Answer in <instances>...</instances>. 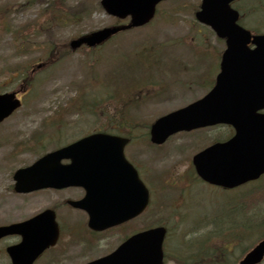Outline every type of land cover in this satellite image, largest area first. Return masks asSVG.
<instances>
[{"label":"rangeland","instance_id":"obj_1","mask_svg":"<svg viewBox=\"0 0 264 264\" xmlns=\"http://www.w3.org/2000/svg\"><path fill=\"white\" fill-rule=\"evenodd\" d=\"M87 1L90 5L85 0H65L64 5L61 0H56L55 7L45 13L44 0H0V92L17 89L21 73L28 74L34 64L46 60L51 41L65 43L82 33L115 23L98 0ZM198 1L168 0L161 4L159 14L149 25L125 31L95 51L81 48L36 72L24 104L0 125V146L3 145L0 148V224L27 219L34 211L51 205L63 213L67 209L63 203L65 192L20 194L13 189V172L17 166L28 164L40 155L39 145L51 148L82 133L111 128L110 119L117 115L132 117L139 125L138 133H144L157 116L183 106L207 91L210 80L203 82L200 75L205 73L210 62L213 66L215 57L211 61L210 56L204 54L218 49L219 45L213 37L210 39V32L195 21ZM75 12H79L77 19L72 14ZM52 15L57 18L51 23V34L38 32L39 36L32 40L29 36L36 33L33 25L43 23L44 17L51 19ZM248 24L264 31V21ZM16 30H20V34L17 35ZM152 71H158V75ZM211 72L213 70L209 68L204 79H209ZM155 76L158 84H151L149 96L137 109H133V105L129 109L123 108L116 96L110 97L111 86L124 88L130 82L155 81ZM58 117L62 122H55ZM55 128H63L61 132L65 134L59 136L62 141L52 138V143L45 144L44 138L51 137ZM225 130V127H213L195 135H185L184 142L195 146L194 139L207 141ZM140 144L147 147L143 141ZM175 145L169 144L167 149L171 151ZM189 147L190 152L194 150ZM146 152L148 168L155 175L176 161L175 156L170 160L163 154L155 160L148 153L152 150ZM253 185L234 191L195 181L188 198L189 213L172 215L161 209L158 211L157 203L153 205L147 213L148 225L165 224L169 228L166 264H193L187 259L192 251L191 237L202 235L199 240H205L210 250H216L235 236L232 233L239 229V224L248 228L255 226L258 232L244 234L224 264H234L241 258L264 237L261 234L264 232V177ZM241 192L243 201L239 199ZM67 216L76 223L74 216ZM79 230L81 232L73 240L77 246L71 247L74 256L65 264H83L102 255L108 249L106 246L117 245L120 236L127 232L117 229L97 239L88 237L81 228ZM52 259L45 256L37 264H53L55 260ZM0 264H10L4 253L0 255Z\"/></svg>","mask_w":264,"mask_h":264},{"label":"water","instance_id":"obj_2","mask_svg":"<svg viewBox=\"0 0 264 264\" xmlns=\"http://www.w3.org/2000/svg\"><path fill=\"white\" fill-rule=\"evenodd\" d=\"M160 0H102L103 7L119 17L131 15V24L142 25L150 20ZM231 0H203L197 16L211 23L220 35L232 41L225 52L222 71L214 88L201 100L159 118L151 128L154 142L161 143L175 131L216 123L231 124L235 134L228 141L216 143L194 157L198 173L207 181L234 187L264 173V114L257 110L264 106V35L256 38L258 47L252 51L243 47L246 34L235 27L237 13L229 6ZM121 27H106L71 41L72 48L81 44L95 45L107 39ZM21 102L16 92L0 94V121L10 115ZM107 140L109 146L117 137L96 134L80 140ZM110 140V141H109ZM77 145V144H75ZM123 147V141L121 148ZM91 152V151H90ZM122 152V150H120ZM58 152L51 153L30 167L15 173V189L27 192L41 187H64L70 183L67 170L52 163ZM51 158V161H50ZM97 159V158H94ZM92 194V192H91ZM146 200V197H145ZM110 199L77 202L90 212V226L103 229L138 213H120L111 206ZM146 203V202H145ZM130 211V210H129ZM21 232L23 240L8 247L13 264H32L37 256L58 235L55 213H40L24 223L0 226V238ZM166 230L162 226L150 228L130 237L112 254L88 264H163V241ZM264 257V239L246 254L240 264H256Z\"/></svg>","mask_w":264,"mask_h":264},{"label":"flooded vegetation","instance_id":"obj_3","mask_svg":"<svg viewBox=\"0 0 264 264\" xmlns=\"http://www.w3.org/2000/svg\"><path fill=\"white\" fill-rule=\"evenodd\" d=\"M3 122L0 124L2 125ZM114 133L123 137L128 138V143L125 147V156L127 160L132 164L135 170L138 173V176L143 181L146 186H149V181L153 182L154 186L151 190L154 194L153 203L158 206V211L165 212V213H189V206H188V198L190 197L191 188L196 181V172L195 168L192 164V157L197 152L196 149L188 150L189 146L194 148V145H186L184 142L185 140V132L179 133L176 136L169 138L164 144L158 145L151 143L150 135L147 133H138V131L134 130H115ZM82 137V136H81ZM142 140H139V139ZM144 142L145 145L148 147L144 148L140 143ZM195 143V141H193ZM169 144H176L172 147V150L169 151L167 149V145ZM1 145V143H0ZM3 146V145H2ZM0 146V148L2 147ZM132 147H135V150H132ZM152 150L153 152H148L152 158L155 160L158 159L159 154H163L164 158L172 159L173 156L176 157L175 163H170L171 166L161 172V174L155 175V173H151V168H148V161L145 160V153L146 151ZM148 159V157H146ZM71 162L70 158H63L62 163L68 164ZM171 162V161H170ZM150 164V163H149ZM113 175H116L117 172L113 171ZM114 184L111 187V194L110 197L114 200L122 199L124 201L129 200L132 198L134 193V188L132 185V181L129 177L120 178L119 181L121 185L117 186L116 181L117 178L114 177ZM125 181V186L123 185ZM41 191H55V192H65L67 193L64 197L63 203L67 207L66 211L63 213L57 206H50V207H43L40 210H36L33 212V215L36 213H40L45 209L51 208L57 214V220L59 222L60 227V236L58 242L55 246H52L45 250L39 258L36 260V264L39 263L42 259L47 257L53 258L55 260L53 264H65L68 260H71L74 256L73 250L71 247L77 246L76 243L73 241L77 238V234L82 231L88 235V237H96L97 239L102 235L107 234L109 231H116L117 229H125L127 230L126 233L120 236V242L115 246H106L108 248L105 250L106 252L102 255L104 256L112 252L117 248V246L125 240L130 235L142 231L148 228V216L147 213L152 209L153 206L148 204L146 208H144L138 216L132 218L120 225L108 228L103 231H93L91 230L87 223H88V214L87 211L80 208L75 207L71 204V201H76L82 199L86 194V189L82 187L80 184H74L68 186L67 188L62 189H44L39 191L31 192L30 194H35ZM141 200V199H140ZM67 215L74 216L76 218V223L72 222L70 217ZM22 221V220H20ZM18 222V221H16ZM139 222V223H138ZM12 223V222H10ZM7 224V223H3ZM1 225V224H0ZM69 237H68V236ZM20 234L8 235L0 239V255L4 253L9 260L10 257L6 252L7 246L11 244H15L21 240ZM71 239V240H70ZM69 241L70 242H62V241ZM96 257V258H98ZM92 259V258H91ZM90 259V260H91ZM89 261V260H88ZM86 261V262H88ZM84 262L83 264H85Z\"/></svg>","mask_w":264,"mask_h":264},{"label":"trees","instance_id":"obj_4","mask_svg":"<svg viewBox=\"0 0 264 264\" xmlns=\"http://www.w3.org/2000/svg\"><path fill=\"white\" fill-rule=\"evenodd\" d=\"M86 2L90 3L89 1L85 0ZM46 2V6H44V10L45 13L49 12L51 10V8L55 7L56 5V0H45ZM65 0H61V4L64 5ZM75 19H77L79 17V12H75L72 13ZM52 20H56V19H52ZM49 21L47 22V24H41L40 26H36L33 25V30L36 31V35L38 34V32H43L46 33L47 35L51 34V26H49ZM17 35L20 34V30H16ZM31 39L33 38V35L29 36ZM27 39V37L25 39H23V41H25ZM51 46H50V56L51 57H55L58 58L61 56V54H63L66 51H69L68 48H66L67 46L64 43H61L59 41H52L50 42ZM20 74V73H19ZM23 80L26 79L28 77L27 73L25 71H23ZM25 82H29V79H26ZM263 215V213H261ZM261 215V216H262ZM253 220V218L251 219ZM250 220V221H251ZM262 235L264 234L261 233ZM209 240V239H208ZM202 242L200 243V245L197 247L196 249V254L194 255H189L187 257V259H189V261H193V264H223L222 262H224L222 259L225 256H228L231 254V248L230 247H220L216 250H210V247L206 246L205 240H201ZM216 251H218L219 253L217 254ZM186 259V258H185ZM186 259V260H187ZM207 259V260H206Z\"/></svg>","mask_w":264,"mask_h":264}]
</instances>
